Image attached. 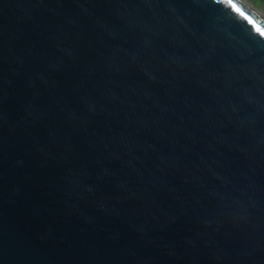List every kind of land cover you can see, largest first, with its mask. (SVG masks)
Listing matches in <instances>:
<instances>
[{
  "label": "water",
  "instance_id": "water-1",
  "mask_svg": "<svg viewBox=\"0 0 264 264\" xmlns=\"http://www.w3.org/2000/svg\"><path fill=\"white\" fill-rule=\"evenodd\" d=\"M0 264H264V21L0 0Z\"/></svg>",
  "mask_w": 264,
  "mask_h": 264
},
{
  "label": "rangeland",
  "instance_id": "rangeland-1",
  "mask_svg": "<svg viewBox=\"0 0 264 264\" xmlns=\"http://www.w3.org/2000/svg\"><path fill=\"white\" fill-rule=\"evenodd\" d=\"M252 11L264 20V2L260 0H242Z\"/></svg>",
  "mask_w": 264,
  "mask_h": 264
},
{
  "label": "bare ground",
  "instance_id": "bare-ground-1",
  "mask_svg": "<svg viewBox=\"0 0 264 264\" xmlns=\"http://www.w3.org/2000/svg\"><path fill=\"white\" fill-rule=\"evenodd\" d=\"M244 6H246L250 11H252V9L246 5L242 0H239ZM253 12V11H252ZM254 13V12H253ZM255 14V13H254ZM257 15V14H256ZM258 16V15H257ZM259 17V16H258ZM260 18V17H259ZM262 20V18H260ZM264 21V20H263Z\"/></svg>",
  "mask_w": 264,
  "mask_h": 264
}]
</instances>
